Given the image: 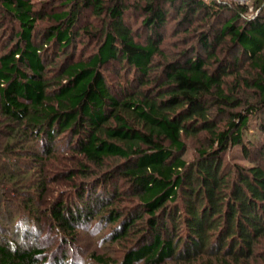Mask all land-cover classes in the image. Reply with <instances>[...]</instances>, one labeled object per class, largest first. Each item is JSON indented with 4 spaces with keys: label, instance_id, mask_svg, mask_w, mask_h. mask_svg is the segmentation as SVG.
Wrapping results in <instances>:
<instances>
[{
    "label": "trees",
    "instance_id": "obj_1",
    "mask_svg": "<svg viewBox=\"0 0 264 264\" xmlns=\"http://www.w3.org/2000/svg\"><path fill=\"white\" fill-rule=\"evenodd\" d=\"M51 3L0 0L10 23L0 19V264H57L37 244L42 224L71 242L92 220L124 249L118 258L92 250L89 263L255 264L264 248V118L252 117L264 111V0L252 13L222 0H62L70 8L47 11ZM168 6L180 16L172 34H183L165 49ZM82 7L97 28L76 30ZM80 31L95 41L75 55Z\"/></svg>",
    "mask_w": 264,
    "mask_h": 264
},
{
    "label": "rangeland",
    "instance_id": "obj_2",
    "mask_svg": "<svg viewBox=\"0 0 264 264\" xmlns=\"http://www.w3.org/2000/svg\"><path fill=\"white\" fill-rule=\"evenodd\" d=\"M39 5L41 2L47 3V5L52 2V5H56L55 7H50L47 6L46 10H54V11H60L62 9H68L70 8V5H60V1L62 0H33ZM228 4H233L235 3L238 4H244L248 6V10L252 13L253 10V0H222ZM40 6V5H39ZM175 9L172 6H168V20L167 24L164 28L163 31V40L161 45L164 46V48H168L173 40H176L178 36H181L183 34V31L178 30L174 34H172V28L176 27L177 22L180 18V16L177 15V13L174 11ZM129 18V22L131 23L132 28H136L141 21V15L137 11L135 13L131 12V15L127 16ZM3 21H5L6 28L8 29L10 27L9 19L2 18L0 17ZM47 20L44 21H38V24L44 26ZM100 20L96 18L88 8L82 7L79 9L77 12V20H76V30L82 29V27L89 28H97L100 24ZM48 24V23H47ZM193 30H198L200 31L201 28H204L205 25L201 23H193L192 25ZM90 29V28H89ZM80 35L77 37L75 40V45L72 49L73 54L75 55H84L88 54L92 50L93 43L95 41L94 36H86L87 33L80 31ZM191 37V40H195L196 42V35L191 34L189 35ZM60 55V56H59ZM61 58V54H57L55 60H59ZM246 66L245 64H243ZM242 65V66H243ZM105 74L107 79L112 80V81H117L118 79V70L116 69L114 64H109L108 66L105 67ZM243 74V73H242ZM245 75V74H244ZM228 83L232 82L234 79L228 78ZM246 97L251 95V92L247 90V93L244 94ZM245 97V98H246ZM249 99L251 97H248ZM252 117H259V118H264V111L260 112L258 115H254ZM258 128L255 125V122L252 123L250 126V133L252 135L258 134V131L256 130ZM196 145V140L194 138L188 139V148L185 153V157L190 159L194 155V146ZM230 156L232 160L249 164L250 160L245 159L242 157L239 152L231 150ZM51 171V169H49ZM69 187H67L68 189ZM117 188L118 191H126V186L123 184L122 181H117ZM127 192V191H126ZM125 192V193H126ZM122 204L127 205L130 204V201L127 199H123ZM111 230V228L105 223H98L95 220H92L89 225L84 226V225H79L75 239H71L72 241L69 242V237L64 238L61 236L60 232L56 230V228L51 227L48 223H43L41 231L39 233V236L37 238V244L43 246L46 249V253L48 255V262L53 263L56 262L59 264L63 259L62 257L66 256L67 258H71L72 261H75L76 264L78 260H83L84 263L80 264H93L89 263L88 259L89 258V253L94 250L96 253H106L109 256H113L115 258H118L119 256L122 255L123 252V242L118 241V242H111L107 237V233ZM260 249V256L255 264H260L261 261L263 260L262 257L264 256V248H259ZM79 264V262H78Z\"/></svg>",
    "mask_w": 264,
    "mask_h": 264
}]
</instances>
